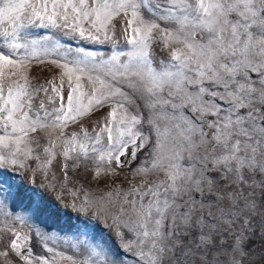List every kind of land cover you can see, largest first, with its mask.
I'll return each instance as SVG.
<instances>
[{"label": "snow or ice", "instance_id": "1", "mask_svg": "<svg viewBox=\"0 0 264 264\" xmlns=\"http://www.w3.org/2000/svg\"><path fill=\"white\" fill-rule=\"evenodd\" d=\"M149 3L0 0V25L7 22L10 28L0 33L8 38V51L0 49V205L7 194L13 200L25 199L36 218L58 215L59 208L43 191L23 187L7 170L41 159L33 156L32 145L39 147V142L30 133L50 127L58 129L59 135L49 138L43 148L41 167L57 158L59 142L66 176L68 162L79 161L88 152L77 133L65 138L63 129L90 114L93 106L109 100L116 105L109 112L111 119L105 118V125L94 136L97 145L105 134L107 137L100 162L120 165L123 156L135 158L145 145L147 138L136 130L141 122L138 116L130 115L125 103L114 99L119 96L130 102L129 95L93 75L103 70L113 81L118 77L129 88L142 90L149 107L158 109L164 118L166 108L190 107L192 114L172 118L178 120L173 125L177 129L171 136L173 144L167 156L158 152L152 165L163 172L164 179L153 182L146 191L133 189L139 192L140 201L150 199L143 203L125 198L130 209L121 206L112 217L119 246L138 257L140 264H264V255L259 261L251 258L254 238L260 240L264 252V0H164L154 5V11L160 13L155 19L143 13ZM117 17L124 21L125 42L131 46L126 63L116 55L98 66L88 59L94 60V53L80 49V58L52 61L61 70L59 84L54 79L48 86H31L23 71L25 62L48 55L43 43L48 37L20 42L23 27L64 29L81 39L100 42L101 36L112 39L109 33L115 34L113 21ZM168 20L177 26L174 30L162 28L158 22ZM157 35L165 45L182 46L171 49V68L160 71L153 68L149 51L150 41ZM20 50L24 55L17 59ZM252 72L258 80L250 78ZM64 76L68 77L67 93ZM85 82L90 91L84 90ZM39 92L52 107L47 108L41 100L33 115L34 93ZM170 133L171 129L164 128V141ZM81 134L84 140L89 139L86 129L82 128ZM78 142L80 153H76ZM164 147L158 140L157 148ZM96 151L93 147L92 152ZM100 174L98 164L96 175ZM83 210L84 206L79 209ZM125 229L134 239H126ZM9 247L25 264H33L34 259L35 264H49L46 258H33L28 235L13 230ZM89 252L90 259L107 255L99 245L90 247ZM0 256L7 257L8 251ZM117 260L119 255L111 261L105 258L104 264H117Z\"/></svg>", "mask_w": 264, "mask_h": 264}, {"label": "rangeland", "instance_id": "2", "mask_svg": "<svg viewBox=\"0 0 264 264\" xmlns=\"http://www.w3.org/2000/svg\"><path fill=\"white\" fill-rule=\"evenodd\" d=\"M157 3L163 4L164 0H150L149 6L143 9L145 17L155 19L159 16L160 13L154 11V5ZM175 15H179V13L177 12ZM158 22L162 28H168L169 30H174L177 27L170 20ZM113 23L115 24V34L109 33L112 35V39L105 40L101 36L100 42L81 39L78 35L64 29L28 25L23 27L20 32L23 39L20 42L25 39L48 37L47 40L43 41L44 46L48 49V55L32 58L25 62L26 67L23 71L31 86L34 88L41 85L48 86L47 82L54 79L59 84L61 70L52 61L63 62L80 58V49L94 53V60L93 58L88 59L98 66L102 62L110 61L111 57L116 55H118L121 62L126 63L128 60L126 54L131 51V46L125 42L124 21L117 17ZM5 28H9L7 22L0 25V33ZM196 38L199 39L200 37L197 36ZM7 42L8 38L0 35V49L5 52L8 51ZM180 47L182 46L179 44L165 45L157 35L156 39L150 41L149 47L150 62L153 68L157 71L166 67L171 68V49ZM23 55V50H20L16 58L19 59ZM93 75H100L102 79L113 83L129 95L130 102L123 101V98L119 96L114 99L124 102L130 115L138 116L141 122L136 126V130L140 131L147 138V141L142 148L136 151L135 158L125 155L121 158L120 165H116L114 162L110 165L100 162L99 155L103 154L107 137L105 134L100 144L97 145L94 136L99 128L105 125V118L111 119L109 112L116 105L113 100H109L101 106H93L90 114L76 123L69 122L67 127L63 129L66 134L65 138L73 132L77 133L79 141L85 143L88 152V155L81 156L79 161L68 162L69 166L65 176V170L62 167L64 160L59 155L62 151L59 142L55 149L57 158L52 161L51 165L41 167L45 159L43 148L48 146L49 138L55 139L59 135V130L45 127L30 133V137L39 142V147L36 144L32 145L35 149L33 156L39 155L41 159L26 161L27 166L24 168L13 169L10 166L7 171L23 187H37L43 191L46 197L57 205L59 213L55 217L44 215L36 218L28 211V202L25 199L17 198L13 200L5 194L2 197L3 204L0 205V252L8 251V256H0V264H25L10 250L9 245L13 230L20 233L21 236L28 235L31 237L33 258L37 256L46 258L49 264H84L85 260H89V264H104L105 258L111 261L116 255H119L117 264H140L138 257L131 252H125L122 246H119L120 241L116 237V229L112 226V217L117 214V209L121 206L130 209L129 205L124 204L125 198L143 203L150 199V197H144L143 201H140L139 192H135L133 189L146 191L153 182L159 183L164 179L163 172L153 169L152 165L158 152L167 156L168 149L173 144L171 136H175L177 132L173 125L178 120L172 118L188 117L192 114L190 107L179 110L166 108L164 111L167 113V118H164L160 115L158 109L149 107L147 95L142 90L129 88L127 82L118 77L113 81L112 77L107 76L103 70L94 72ZM250 78L253 80L259 79L255 72L250 73ZM62 79L65 93H67L68 77L64 76ZM20 82L23 83V80H20ZM72 83H75L74 78ZM84 90L90 91L86 82ZM192 90L189 89V91ZM41 100H44L46 107L51 109L52 105L47 103L43 92L34 93L33 115L37 114ZM84 103H87V98L84 99ZM39 115L43 116L44 113L39 112ZM117 118H119V112ZM208 119H214V117H208ZM166 127L171 129V133L169 139L164 141L161 132ZM82 128L87 130L88 140H84L81 134ZM158 140L165 144L163 149L157 148ZM75 147L76 153H80L79 142ZM93 147L97 149L96 152H92ZM77 164L78 166H75ZM98 164L101 169L99 176L96 175ZM109 198L111 203L108 202ZM82 206H84V210L79 211ZM128 215H132L130 210ZM124 231L126 239H134L132 233L126 229ZM254 240L255 242L251 248V258L254 261H259L264 252L261 251L260 240L256 238ZM96 245L103 248L107 254L105 258L91 257L90 259L89 248ZM48 248L53 251L48 252ZM33 264H35V259Z\"/></svg>", "mask_w": 264, "mask_h": 264}]
</instances>
